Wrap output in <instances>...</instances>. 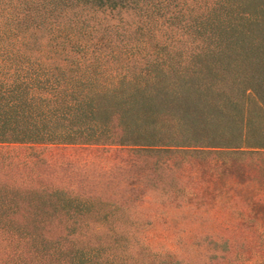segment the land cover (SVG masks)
Returning a JSON list of instances; mask_svg holds the SVG:
<instances>
[{"label":"trees","instance_id":"1","mask_svg":"<svg viewBox=\"0 0 264 264\" xmlns=\"http://www.w3.org/2000/svg\"><path fill=\"white\" fill-rule=\"evenodd\" d=\"M122 10L139 22L118 46ZM145 29L195 46L141 60L129 43ZM252 106L264 120V0H0V144L258 154Z\"/></svg>","mask_w":264,"mask_h":264},{"label":"rangeland","instance_id":"2","mask_svg":"<svg viewBox=\"0 0 264 264\" xmlns=\"http://www.w3.org/2000/svg\"><path fill=\"white\" fill-rule=\"evenodd\" d=\"M116 18L120 46L139 21ZM132 35L141 60L195 46L169 29ZM0 227V264L25 251L30 264H264V152L0 144Z\"/></svg>","mask_w":264,"mask_h":264}]
</instances>
